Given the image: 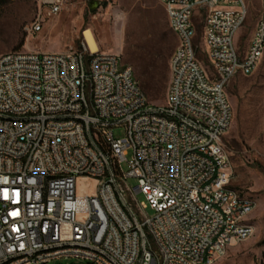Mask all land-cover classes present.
Wrapping results in <instances>:
<instances>
[{"label":"built area","instance_id":"2783aa9c","mask_svg":"<svg viewBox=\"0 0 264 264\" xmlns=\"http://www.w3.org/2000/svg\"><path fill=\"white\" fill-rule=\"evenodd\" d=\"M260 1L240 50L234 38L248 0H159L171 4L169 27L185 43L184 54L170 57L161 105L148 101L119 55L91 51L83 35L64 52L1 55L0 260L215 264L247 240L255 202L232 186L225 90L264 57ZM43 7L57 16L62 1L44 0ZM201 10L212 78L198 58V28L189 30ZM41 17L24 27L28 37L42 31Z\"/></svg>","mask_w":264,"mask_h":264},{"label":"rangeland","instance_id":"374dc122","mask_svg":"<svg viewBox=\"0 0 264 264\" xmlns=\"http://www.w3.org/2000/svg\"><path fill=\"white\" fill-rule=\"evenodd\" d=\"M44 0H0V56L10 51L64 52L76 49L85 29L95 36L99 50L119 55L130 65L148 101L165 103L170 79L169 61L177 38L169 27L164 6L159 0H61L57 16H47ZM97 1L98 5H91ZM260 0H248L249 11L243 28L234 41L246 48L261 15ZM41 14L42 31L28 37L24 27ZM198 58L207 75L214 77L202 42L203 11L195 12ZM167 28L170 36L163 38ZM232 116L223 139L231 160L232 186L252 199L255 208L249 216L251 236L226 249L215 264H264V57L250 75L235 76L226 87ZM116 137L122 130H114ZM126 169V165H123ZM79 181L77 186H79ZM92 184V183H90ZM130 187L136 180H128ZM138 201L144 197L137 194ZM152 214L151 210H148ZM60 260L49 264H69Z\"/></svg>","mask_w":264,"mask_h":264},{"label":"bare ground","instance_id":"6f19581e","mask_svg":"<svg viewBox=\"0 0 264 264\" xmlns=\"http://www.w3.org/2000/svg\"><path fill=\"white\" fill-rule=\"evenodd\" d=\"M163 6L165 11H171V4H163ZM189 30H196V28L194 27L193 20H189ZM82 35L84 36V39L86 40L91 51H97L99 49L97 40L90 29H85L82 32ZM184 50H185V43H178V38H177V45L173 53L184 54ZM189 56H196V49H189ZM123 68H130V65L123 63ZM207 77L209 76L207 75ZM0 264H5V260H0Z\"/></svg>","mask_w":264,"mask_h":264},{"label":"trees","instance_id":"16d2710c","mask_svg":"<svg viewBox=\"0 0 264 264\" xmlns=\"http://www.w3.org/2000/svg\"><path fill=\"white\" fill-rule=\"evenodd\" d=\"M169 36H170L169 31L165 27L164 30H163V38H168Z\"/></svg>","mask_w":264,"mask_h":264},{"label":"water","instance_id":"95a60500","mask_svg":"<svg viewBox=\"0 0 264 264\" xmlns=\"http://www.w3.org/2000/svg\"><path fill=\"white\" fill-rule=\"evenodd\" d=\"M91 5H92V7H93V6H97V5H98V2H97V1H92V2H91ZM263 243H264V241H263Z\"/></svg>","mask_w":264,"mask_h":264}]
</instances>
